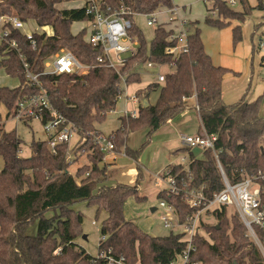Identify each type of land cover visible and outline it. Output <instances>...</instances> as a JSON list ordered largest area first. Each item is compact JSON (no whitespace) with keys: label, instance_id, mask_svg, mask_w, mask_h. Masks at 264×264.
<instances>
[{"label":"trees","instance_id":"16d2710c","mask_svg":"<svg viewBox=\"0 0 264 264\" xmlns=\"http://www.w3.org/2000/svg\"><path fill=\"white\" fill-rule=\"evenodd\" d=\"M62 1L65 0H0L1 13L14 14L24 21H35L41 28L52 29V33L34 34L37 41L34 48L18 29L9 27L8 39L15 41L16 47L0 41V67L8 75L18 77L20 83L15 87L0 86V104L7 106L8 116H14L20 100L40 91V87L27 82V63L33 73L39 74L54 108L77 126L81 139H84L79 149L90 152L91 165L81 166L73 175L68 170L72 162L67 144H59L54 152L47 139L33 141L32 154L23 156L20 154L22 139L16 131L0 128V156L4 160L0 171V264H109L108 256L115 259L124 256L127 264H164L177 259L187 245L181 233L154 236L126 218L124 205L127 198L136 195L138 200L144 199L138 194V184L102 185L95 192L98 183L106 179V167L101 168L105 154L92 140V134L98 132L96 122L103 121L116 108L118 96L122 93V73L128 84L140 80V73L133 70L134 64L172 60L165 53L166 47L174 44L169 40L171 31L163 26L156 27L154 40L147 51L143 32L134 18L135 25L130 34L141 41L139 51L118 73L98 63L97 58L103 49L86 40L87 27L76 33L71 30L73 22L90 19L85 9H61L57 4ZM108 1L116 4V0ZM124 1L131 10L139 13L173 6V0ZM209 1L212 5L208 11L216 12L215 16L205 17L208 25L223 28L231 20L240 22L233 28L234 44L242 40L241 23L252 10L264 13V0H257L254 7L248 0H240L242 11L235 10L223 0ZM260 26H264V15ZM61 48L72 51L81 62L93 66L84 74L45 73V62ZM255 49L253 45V51ZM229 71L230 68L213 62L205 49L200 29L190 30L187 51L176 59L175 68L166 73L156 102L146 106L140 104L139 115L128 117L129 122L122 118L121 126L110 135L116 149L124 144L130 129L142 126H148L151 132L159 129L184 111L189 106L187 99L194 96L200 107L202 125L207 132L218 134L217 147L223 149L220 160L230 180H240L246 172L264 168L262 96L252 101L243 97L238 102L226 104L222 99L223 79ZM159 85L150 83L145 91H139V95L148 97ZM182 150L190 153L189 167L195 184L205 185L209 196L223 188L222 176L209 149L204 151V158L195 156L188 148ZM170 166L179 180L187 178L184 164ZM87 172L89 175L78 182L77 177ZM158 196L175 205L180 219L192 211L182 193L170 194L164 190ZM79 200L96 205L97 213L102 209L108 213L101 228L106 239L100 240L98 245V255L102 256L88 253L76 242L83 217L72 205ZM49 210L54 211L51 216L46 215ZM213 215L216 223H202L209 236L195 235V249L187 264H262L260 253L246 234L239 215L225 206L215 210ZM35 223L37 231L30 234L28 229ZM58 248L61 249L57 253Z\"/></svg>","mask_w":264,"mask_h":264},{"label":"rangeland","instance_id":"374dc122","mask_svg":"<svg viewBox=\"0 0 264 264\" xmlns=\"http://www.w3.org/2000/svg\"><path fill=\"white\" fill-rule=\"evenodd\" d=\"M226 1L232 8L238 11L243 10V6L240 0H235V4L232 5V0ZM251 6H256L257 0H248ZM78 4L75 0H65L57 4L59 8H72ZM173 5L179 6L180 14L190 22V30L194 31L196 28L200 29L201 37L203 39L205 49L212 57V60L217 65H222V62L228 61L230 55L236 51L242 52L240 60H234L235 70L234 73H227L226 78H234L236 81L244 80L246 82L249 79V84L252 79V87L256 86L257 82H264V65H262V58L264 56V48L260 47V39L264 41V30L258 27L263 21L264 13L258 9H253L251 14L246 18L242 24L243 38L237 44L233 42V28L239 24L238 20H231V23L223 28L213 27L205 22L207 15H213L215 12L208 11V7L212 5V1L209 0H173ZM156 24L150 26L147 24L145 16L135 17V22L139 29L143 32L144 41L146 43V50L149 51L154 40L155 28L158 24L168 23V15L165 10H162L157 14ZM89 27L88 21H75L71 25V30L77 32L80 28ZM30 30H35L38 33L48 32L52 33V29L41 28L33 20H29L26 26ZM258 27V28H257ZM253 39V41H252ZM140 46L141 41L137 42ZM253 44L256 46V51L253 52ZM66 49V48H65ZM244 49L248 51L244 52ZM111 59L115 62V53L110 51ZM1 59V57H0ZM223 66V65H222ZM226 66V65H225ZM230 67V66H229ZM133 70L140 73V80L131 83H125L126 75L122 73L120 87L122 89L121 96L116 104L115 110L109 112L106 118L101 122H96L97 128L105 136L114 135L115 132L121 126L120 117L125 114V111L131 112L135 110L137 116L139 115V107L132 97L139 95L138 89H144L148 84L158 82L160 85L151 92L150 100L155 103L159 93L161 82L157 80L159 68L157 65L148 67L144 62H139L133 65ZM161 71H168L169 68L166 65L161 66ZM237 71L239 74H237ZM125 78V79H124ZM225 81V78H224ZM20 83L18 77L10 76L6 73L3 67H0V86H17ZM225 83V82H224ZM228 87V85H225ZM147 89V88H146ZM145 89V90H146ZM143 90V91H145ZM228 103H235L238 99L234 100V95L227 94L226 97ZM260 114L264 117V100L260 106ZM126 118L125 121L129 122ZM0 128L4 130H15L18 136L22 139V149L20 154L28 156L32 154L31 144L33 141L44 140L46 133L43 129L42 123L38 119H30L25 121L14 117L8 116V108L4 103L0 104ZM202 131L200 117L198 111L195 108H189L180 112L171 122L162 125L155 131H150L148 126H142L140 128L130 129L125 136V141L122 146V151L111 150L106 153L103 159L106 166V179L99 182L95 192L102 184L113 185L118 181L127 183L130 185L138 184L139 195L145 196L143 200H138L136 195H131L127 198L124 205V213L127 219L135 222L145 232L154 236H164L171 232V229L164 227L160 220L159 207L160 197L158 193L167 188L168 184L166 179L159 178V174L166 170V165L183 162L182 158L186 157L188 163L189 152L187 150L178 151L184 146L183 137L186 135L195 134ZM80 138L75 135L70 143L71 149H73ZM81 145L84 143V139H81ZM264 145V144H263ZM83 150V149H82ZM126 151V155L123 153ZM87 150H83L81 158L77 161L73 160V156L69 155V160L72 162L68 170L73 175H76L78 167L82 164L88 163L86 156ZM123 152V153H121ZM79 156V157H80ZM198 157L204 158L205 152L198 154ZM4 167V160L0 156V171ZM165 169V170H164ZM139 178H138V174ZM83 176V175H82ZM85 177V176H84ZM138 178V179H137ZM77 181L80 182V176L77 177ZM102 183V184H101ZM118 184V183H117ZM158 207V210L152 211L151 207ZM73 209L82 214L83 220L80 228L81 233L76 238V242L79 246L86 249V251L92 255H98V245L102 238L101 228L108 213L102 209L97 213L96 205L88 204L86 201L79 200L72 205ZM231 210V209H230ZM231 211H234L233 209ZM54 211H47L46 215L51 216ZM206 223H216L214 215L209 214L204 218ZM37 231V223L31 225L28 229L30 234H35ZM181 231V229H180ZM201 234L209 236V232L205 231L202 227ZM209 238V237H208ZM183 259L178 257L175 260V264H182ZM139 264V263H137Z\"/></svg>","mask_w":264,"mask_h":264},{"label":"built area","instance_id":"2783aa9c","mask_svg":"<svg viewBox=\"0 0 264 264\" xmlns=\"http://www.w3.org/2000/svg\"><path fill=\"white\" fill-rule=\"evenodd\" d=\"M75 1L78 4L72 8H84L86 14L90 17L88 20L90 26L87 27L86 40L94 47L99 46L103 49L102 54L97 58L98 63L111 67L118 73H120L121 68L125 66L127 61L139 51L137 43L139 39L137 36L130 34L131 28L135 25L134 18L137 16H145L147 24L152 26L157 22V14L165 10L169 17L168 23H175L176 25L173 28H166L164 23L158 24V26H163L166 30L171 31L169 40L174 42V44L167 46L165 53L171 56L172 60L167 63L149 60L146 62L148 67L157 65L160 70L161 66L166 65L169 68L168 71H171L176 66V59L179 58L182 52L187 51V35L190 31V22L181 16V8L179 6L164 7V9H158L151 13H139L131 10L124 0H116V4H112L108 0ZM231 4L234 5L235 0H232ZM0 23L6 25L1 30L0 40L7 42L11 47H16V42L8 39L10 33L9 27H12L25 35L33 47L36 48L37 41L34 36L36 31L27 29L28 21H24L14 14L0 12ZM260 47H264L263 39L260 41ZM111 50L115 53V62L111 59ZM45 66V73L84 74L93 65L84 64L72 51L61 48L45 62ZM25 67L27 82L40 87V91L35 95L27 96L20 100L14 117L23 120L33 118L40 120L51 150L55 152L59 144L66 143L68 151H71V140L75 135L79 134L77 126L54 108L48 92L39 80V74L33 73L27 63H25ZM167 72L159 71L157 80L163 83ZM120 96L121 94H119L118 98ZM132 99L138 107L142 104V100L138 95H134ZM195 106L199 112L200 107L197 101ZM124 116L136 118L137 112L135 110L131 112L125 111ZM183 139L186 147L191 151L195 147H200L203 152L206 149L212 152L222 176L223 188L209 196L205 192V185L199 186L195 184L189 167L190 155L187 164H184L187 161L186 157L182 158L183 162L178 163L185 165L187 178L179 180L174 174L172 166L166 168L164 173L159 175V178L166 179L167 181L168 186L166 191L170 194L182 193L184 200L192 209L184 219H180L173 203L161 198L158 205L162 208L160 220L164 227L171 229V232L181 233L183 239L186 240V248L179 256L183 259L182 264L190 262V253L195 249L193 239L196 234L200 233L202 223L205 222L204 218L208 217L209 214L213 215L215 210L221 209L223 206L231 210L233 209L239 215L246 228V234L255 243L260 253L261 262L264 264V168L246 172L242 179L232 181L225 173L220 160V153L223 149L217 147V133H209L203 126L202 131L186 135ZM92 140L94 145L105 155L108 151L116 150V144L111 136L95 132L92 134ZM123 154L126 155L125 152ZM86 174L89 175V172ZM158 209L157 207L156 210ZM105 239L106 236L102 235L101 240ZM60 249L58 248L57 253L60 252ZM102 255H97V257ZM175 260L164 264H175ZM114 262L127 264L124 256H121L119 259L108 256V263Z\"/></svg>","mask_w":264,"mask_h":264},{"label":"crops","instance_id":"0c3cea01","mask_svg":"<svg viewBox=\"0 0 264 264\" xmlns=\"http://www.w3.org/2000/svg\"><path fill=\"white\" fill-rule=\"evenodd\" d=\"M160 9H164V7H162V8H160ZM6 14H9V13H6ZM165 24V23H164ZM165 26H166V28H173V27H176V25H175V23H171L170 25H166L165 24ZM4 27H6V25H4V24H1L0 23V33H1V30L4 28ZM261 28H263V30H264V26H261ZM28 29V28H27ZM79 30H81V28L79 29ZM78 30V31H79ZM77 31V32H78ZM74 33H76V32H74ZM261 40V39H260ZM1 41V40H0ZM252 41H253V39H252ZM254 45V44H253ZM262 48H264V47H262ZM248 50L247 49H244V52H245V54H246V52H247ZM255 51H256V49H255ZM255 51H253V52H255ZM243 56L242 55V52H240V50H239V52L238 51H236L234 54H232V55H230V59H228V61H224V62H222V65L223 66H225V67H227V68H230L231 69V71H229V72H227L228 74L230 73H236L235 72V70L234 69H232V68H235V65H234V60H240V58H241V56ZM262 65H264V56H263V58H262ZM230 66V67H229ZM159 71H161V70H159ZM137 72V71H136ZM163 72H166V71H163ZM226 73V74H227ZM226 74L224 75V78H225V81H224V79H223V91H222V99H223V101L227 104L228 103V101H227V99H226V97H227V94L229 93V96L230 95H234V100H236V99H238V101L240 100V99H242L243 97H245V99L247 100V101H252V100H255V99H257L258 97H260V96H262V98H263V100H264V82L263 83H260V82H257L256 83V86L254 87V89H253V87H252V82L254 81V78L252 77V79H251V81H250V84L248 83L249 82V79H247L246 80V82L243 80H239L240 82H238V80L236 81L234 78H231V79H229L228 80V78H226ZM237 74H239L238 73V71H237ZM263 75H264V72H263ZM225 82V83H224ZM121 83V82H120ZM156 83H158V82H156ZM228 85V87H226L225 85ZM17 85H19V83L17 84ZM149 85V84H148ZM148 85H147V87H148ZM12 87H15V86H12ZM146 87V88H147ZM146 88H144V89H138V90H145ZM156 89V88H155ZM154 89V90H155ZM153 90V91H154ZM141 96H143L142 98H141V102H142V104H143V102H144V100H147V102L149 103V104H154V103H152L151 102V100H150V97H151V93H150V95L147 97V96H145V95H141ZM119 100V99H118ZM238 101H236V102H238ZM187 102H188V104H189V106L186 108V109H189V108H195L196 109V99H195V97L194 96H192V97H190V98H188L187 99ZM117 103H118V101H117ZM229 104H232V103H229ZM138 106V105H137ZM185 109V110H186ZM198 115H199V112H198ZM125 116H121L120 117V119H121V121H122V118H124ZM174 118H172L171 120H169L168 122H171L172 120H173ZM167 122V123H168ZM201 122V121H200ZM122 124V123H121ZM202 127H203V125H202V123H201V129H202ZM98 132H101L100 130H99V128H98ZM114 132H116V131H114ZM102 133V132H101ZM78 136H79V138H80V140H79V142H77V144H76V146L73 148V149H71V155L73 156V160L74 161H77V160H79L80 158H81V152L84 150H82V149H79V146H81V137H80V135L78 134ZM46 138H47V136H46ZM45 138V139H46ZM183 142H184V139H183ZM185 148H187L186 147V144H185V142H184V146L183 147H181L180 149H178L177 151H180V150H182V149H185ZM117 151H122V147L120 148V149H116ZM86 151V150H85ZM189 152V151H188ZM121 153H123V152H121ZM125 153H126V151H125ZM88 154H90V152H86V156H87V158H88V163H85V164H82V165H80L79 167H78V169L81 167V166H83V165H91V161L89 160V155ZM127 154V153H126ZM189 155H190V153H189ZM80 156V157H79ZM106 156V155H105ZM105 158V157H104ZM175 164V163H174ZM106 167L107 165L104 163V161L102 162V164H101V168L102 167ZM168 167V165H166V168ZM77 169V170H78ZM165 170V169H164ZM77 172V171H76ZM164 173V172H163ZM162 173V174H163ZM160 175V174H159ZM84 176L86 177L87 176V174L85 173V175H83V176H81L80 177V180H82L83 178H84ZM117 183H123V182H120V181H118ZM117 183H115V184H117ZM99 184V183H98ZM102 184V183H101ZM115 184H113V185H115ZM125 184H127V183H125ZM100 185V184H99ZM102 185H105V184H102ZM101 185V186H102ZM166 191V188L165 189H163V190H161V191ZM160 191V192H161ZM159 192V193H160ZM159 193H158V195H159ZM144 198H145V196H143ZM152 208H154V209H152ZM157 209V207H155V206H153V207H151V210L152 211H155Z\"/></svg>","mask_w":264,"mask_h":264},{"label":"water","instance_id":"95a60500","mask_svg":"<svg viewBox=\"0 0 264 264\" xmlns=\"http://www.w3.org/2000/svg\"><path fill=\"white\" fill-rule=\"evenodd\" d=\"M143 104L146 106V105H148L149 103L147 102V100H144ZM192 152H193V154H194L195 156H197L199 153L202 152V149H201L200 147H195V148L192 149ZM152 209H154V208H152ZM218 227H219V225H218ZM233 264H237V262H234Z\"/></svg>","mask_w":264,"mask_h":264}]
</instances>
